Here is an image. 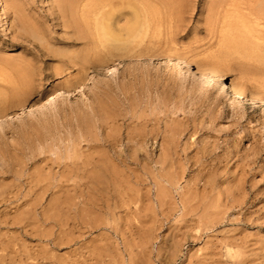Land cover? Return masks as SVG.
I'll return each instance as SVG.
<instances>
[{
    "label": "rangeland",
    "instance_id": "1",
    "mask_svg": "<svg viewBox=\"0 0 264 264\" xmlns=\"http://www.w3.org/2000/svg\"><path fill=\"white\" fill-rule=\"evenodd\" d=\"M143 1L172 32L158 57L120 47L71 69L93 48L81 14L124 34L140 3L0 0V87L26 80L0 119V264H264V101L225 92L261 94L264 58L223 32L263 24L264 0ZM183 51L214 81L177 65Z\"/></svg>",
    "mask_w": 264,
    "mask_h": 264
},
{
    "label": "bare ground",
    "instance_id": "2",
    "mask_svg": "<svg viewBox=\"0 0 264 264\" xmlns=\"http://www.w3.org/2000/svg\"><path fill=\"white\" fill-rule=\"evenodd\" d=\"M139 2L142 6L138 8V6H133V21L126 28L125 33H116L112 27V14H103V15H95L89 16L88 14H81V18L79 20V27L82 29L83 37L88 38L89 41L87 43L88 46L93 44V48L90 49L86 54L80 58V61L76 59H69L66 61L69 68L73 69L78 64L82 65L87 63L89 57L95 53L102 52L101 59L98 58L97 61L102 63L103 65L110 60L114 59V52L120 50V47H124V49H129L126 51L125 58L127 59H137V60H147L151 59L154 56L151 54V51L155 48V44L163 35L169 37L172 36V32L166 33L164 31V26L166 24V19H164L157 10H154L147 2L143 0H135ZM151 1V0H150ZM138 4V3H137ZM164 7V6H163ZM260 9V8H259ZM110 13H113L110 11ZM91 26V27H90ZM90 28L92 31H89ZM225 30L223 32L230 33L240 31L243 32V41H244V49L249 57H253L256 54L262 53L264 58V23L258 22L256 20H252L250 22H244L242 20H235L232 23H229L224 26ZM85 35V36H84ZM231 35V34H230ZM238 36V35H237ZM91 37V39L89 38ZM150 37L148 40L151 42L152 47H146L145 50L149 54H144L142 51L137 54L138 50H141L144 43L145 38ZM231 39V38H229ZM223 40V38H222ZM225 41V37H224ZM227 41V40H226ZM225 41V42H226ZM229 41V40H228ZM230 43V42H229ZM178 49L174 48L172 45H169L166 48V52H173ZM151 54V55H150ZM187 51L182 52V57H178L177 60L180 62L177 65H182L184 67H194L196 69V74L201 77H207L211 81H214V76L212 73L207 72L204 66L196 63L195 61L189 59L186 55ZM166 55V54H165ZM169 55V54H168ZM170 57V56H168ZM96 60V59H95ZM117 62V61H115ZM208 64L213 66L216 65L217 62L207 61ZM219 62V61H218ZM261 62V61H260ZM90 67V66H89ZM108 72L115 71V67L103 66ZM22 73V72H21ZM25 75H21L20 81L17 80L14 83H11L10 87L7 88L6 85H2L0 87V119L6 120L12 114L8 112L9 108H21L26 100L21 97V94L26 91V85L24 80ZM83 77H77L74 79H69L66 81L67 91L74 89L76 87L80 88L82 85ZM264 86V83H263ZM77 89V88H76ZM225 92L236 98H242L245 101H264V90L261 94L258 95H248L243 90L238 87H231L225 85ZM56 95V94H55ZM63 98V94L51 96L46 101L36 103L35 107L37 108H47V105H53L56 102V99Z\"/></svg>",
    "mask_w": 264,
    "mask_h": 264
}]
</instances>
